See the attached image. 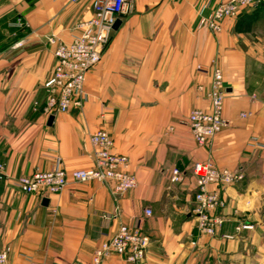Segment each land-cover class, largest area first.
Masks as SVG:
<instances>
[{
	"label": "crops",
	"instance_id": "0c3cea01",
	"mask_svg": "<svg viewBox=\"0 0 264 264\" xmlns=\"http://www.w3.org/2000/svg\"><path fill=\"white\" fill-rule=\"evenodd\" d=\"M216 3L128 0L101 61L86 74L83 106L47 115L50 41L71 42L92 16L91 0H0V250L8 249L7 264H92L121 225H139L149 238L142 260L111 254L99 264H264V3L224 20L214 34L200 20ZM215 68L225 126L198 146L188 116L210 110ZM99 130L112 153L126 156L134 189L116 195L111 181L69 177L93 167L89 136ZM196 163L242 174L232 185L208 186L224 201L214 212L223 219L214 236L196 224ZM57 167L68 183L56 195L14 186L19 176ZM175 169L179 180L171 182ZM242 224L252 229L237 232Z\"/></svg>",
	"mask_w": 264,
	"mask_h": 264
},
{
	"label": "built area",
	"instance_id": "2783aa9c",
	"mask_svg": "<svg viewBox=\"0 0 264 264\" xmlns=\"http://www.w3.org/2000/svg\"><path fill=\"white\" fill-rule=\"evenodd\" d=\"M78 1V0H74ZM264 0H217L207 17L200 20V26L217 34L226 19L237 17L246 8ZM92 16L79 25L80 32L72 37L71 42H54L53 56L55 64L50 76L43 84L45 102L43 112L47 115L67 113L83 106L86 94L84 83L86 74L101 61L103 51L110 41L113 26L129 11L128 0H91ZM19 27L21 24L18 25ZM18 42L15 47H21ZM225 91L220 69L212 72L209 91L206 99L209 111L194 109L188 116V126L193 140L198 146H204L225 126L222 117ZM246 117V114H241ZM94 147V165L92 168L75 170L69 177L74 182L111 181L112 192L116 195L134 189L137 185L135 177L127 171L126 156L111 152L112 140L109 135L99 130L89 136ZM5 165L0 163V179L4 175ZM199 172H202L201 174ZM192 174L196 178L197 191L194 195L196 224L198 230L214 236L221 227L223 219L214 212L224 206L218 190H209L210 185H232L242 179L238 171L219 170L212 165L194 164ZM179 180V172L172 171L171 182ZM68 183V175L61 167L49 172H35L15 178L14 186L24 194L49 197L60 193ZM144 216H151V210L145 209ZM252 226L242 224L237 232L250 230ZM225 239H232L224 235ZM149 238L138 226L121 225L116 232L105 240L95 251L92 264H99L101 259L111 254L121 256L127 262L138 263L144 256ZM8 249L0 250V264H7Z\"/></svg>",
	"mask_w": 264,
	"mask_h": 264
},
{
	"label": "water",
	"instance_id": "95a60500",
	"mask_svg": "<svg viewBox=\"0 0 264 264\" xmlns=\"http://www.w3.org/2000/svg\"><path fill=\"white\" fill-rule=\"evenodd\" d=\"M119 25H120V21L117 20V21L115 22L114 26H113V29H117ZM50 121H52V116H50V118H49V122H50ZM47 202H48L47 199H43V200H42V204H43V205H46Z\"/></svg>",
	"mask_w": 264,
	"mask_h": 264
},
{
	"label": "rangeland",
	"instance_id": "374dc122",
	"mask_svg": "<svg viewBox=\"0 0 264 264\" xmlns=\"http://www.w3.org/2000/svg\"><path fill=\"white\" fill-rule=\"evenodd\" d=\"M261 3H264V2H260V3H258V4H255V5L257 6V5L261 4ZM255 5H254V6H255ZM199 173L201 174L202 172H199Z\"/></svg>",
	"mask_w": 264,
	"mask_h": 264
}]
</instances>
